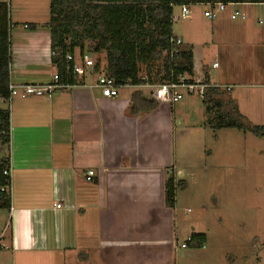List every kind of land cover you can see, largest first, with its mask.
<instances>
[{"label": "crops", "instance_id": "1", "mask_svg": "<svg viewBox=\"0 0 264 264\" xmlns=\"http://www.w3.org/2000/svg\"><path fill=\"white\" fill-rule=\"evenodd\" d=\"M24 25L29 31L20 29L21 35H14L18 49L15 58L11 54L20 73L10 69V82H49L55 73L49 32L31 22L23 23L26 29ZM232 29L243 35L240 27ZM221 51L230 57L236 54L227 45ZM100 57L99 68L76 77L73 87L58 89L50 98L16 96L9 101L7 212L15 219L9 242L21 250L20 264H33L34 259L65 264L74 253L80 264H173L178 249L174 242H179L177 198L175 194L173 208L167 205L165 181L169 170L176 180L174 112L182 114L196 106L190 100L173 108L158 103L148 112L132 113L134 93L151 98L150 89L143 92V85L125 84L116 97H104L94 86L96 73H105ZM30 66L46 76L38 77ZM193 70L197 79L195 65ZM90 75L92 80L87 79ZM200 119L206 126L204 106ZM89 169L94 175L87 180ZM88 240H93L90 249H95L85 253L83 244Z\"/></svg>", "mask_w": 264, "mask_h": 264}, {"label": "rangeland", "instance_id": "2", "mask_svg": "<svg viewBox=\"0 0 264 264\" xmlns=\"http://www.w3.org/2000/svg\"><path fill=\"white\" fill-rule=\"evenodd\" d=\"M49 2L0 0V28L9 38L11 35L10 57L13 52L15 58L18 49L14 35H21L20 29L29 31L23 28V23L44 26L46 33L49 32ZM183 6L189 10L184 19L181 18ZM208 8L214 10L215 6L174 5L172 33L194 50L196 78L231 84L227 94L238 103L245 122L264 125V34L257 22L259 16L264 19L263 8L258 4L240 7L253 10L246 20L230 19L226 15L229 10L209 19L203 15ZM233 27H240L243 35L234 33ZM224 45L236 54L230 57L223 53ZM84 53L89 54L87 46ZM89 55L96 59L95 55ZM214 61L218 66H212ZM15 68L11 61L10 69L18 75L20 72ZM30 69H37L34 73L38 77L46 76L47 72L35 66ZM148 89L141 87L143 92ZM189 100L196 106L193 111L174 112L176 181L186 182V187L176 190V227L179 242L187 239L192 226L197 232H204L207 240L202 247L178 246L173 264H264V138L249 130L212 129L202 125L200 95L185 94L176 106ZM9 107V101L0 98V109ZM8 154L7 146L0 142V157ZM12 228H15L12 214L0 209V264H20L17 253L21 250L12 248L9 242ZM83 245L87 249L83 250L85 253L95 249H90L93 240ZM65 262L80 264L75 253L65 258ZM33 264H46V261L34 259Z\"/></svg>", "mask_w": 264, "mask_h": 264}, {"label": "trees", "instance_id": "3", "mask_svg": "<svg viewBox=\"0 0 264 264\" xmlns=\"http://www.w3.org/2000/svg\"><path fill=\"white\" fill-rule=\"evenodd\" d=\"M264 0H50L47 28L50 36L51 63L60 80L77 83L70 71L71 62L66 54L76 49L95 55L94 67L99 68L104 58V72L117 85L159 84L174 80L178 74L193 76L191 47L182 51L174 49L171 56L162 57V51L172 47V13L174 5L208 4L214 2L259 3ZM34 27V25L32 26ZM177 48V46L175 47ZM10 38L0 28V98L8 100L10 83ZM210 83L208 80H203ZM202 97L204 124L212 129L236 128L249 130L264 138V125H248L234 99L220 88H206ZM157 101L136 91L132 97L134 114L148 112ZM9 109H0V142L9 144ZM9 165L8 156L0 157V209H10V192L1 190L10 186L3 170ZM178 187H185L179 180L174 184L170 174L165 181V200L174 207ZM203 232L190 234L188 246H204Z\"/></svg>", "mask_w": 264, "mask_h": 264}, {"label": "built area", "instance_id": "4", "mask_svg": "<svg viewBox=\"0 0 264 264\" xmlns=\"http://www.w3.org/2000/svg\"><path fill=\"white\" fill-rule=\"evenodd\" d=\"M243 4H255V3H233V2H214L208 3L210 7H214V10L206 9L203 12L204 17L213 19L216 18L217 15L221 12H225L229 10V18L232 20H246L248 14L240 8ZM262 6L264 12V1L256 3ZM189 14V10L183 6L181 8V18H186ZM258 24L262 26L264 29V19L259 17L257 19ZM24 27H29V25H24ZM171 43L173 44L170 49H165L162 51V57L171 56L175 50L182 51L186 47L184 46V42L178 36H175L171 39ZM177 46V48H175ZM51 55H54L51 52ZM66 60L71 62L70 71L75 77H84L88 74L89 71H93L95 61L89 54L85 53H68L66 54ZM217 62H213L212 66L216 67ZM96 81L94 86L100 88L101 94L104 97H116L118 95V89L120 85L115 83V80L108 76L105 73H96ZM77 83H70L69 81H62L59 78V75L55 72L52 76L51 81L46 83H9L8 91L9 98L8 101H11L13 97L21 96V97H46L50 98L54 94V92L58 89H66L75 86ZM143 86H147L150 89V96L152 99L157 101L158 103H166L173 108L177 103L183 100L185 94L189 95H203L206 88L214 86L220 89H225L229 91L231 89L230 85H219L212 83H205L204 81L195 79L190 77L189 75L183 73L178 74L174 80H169L167 82H162L159 84H145ZM173 170H169V173L173 176ZM4 175H8L11 183V166L8 165L7 168L3 170ZM94 175L93 170L89 169L86 172V179L90 180ZM174 178V176H173ZM177 182L174 179V184ZM1 190H7L10 192V186L2 187ZM56 207H60V204H56ZM173 208V207H172ZM189 210V209H188ZM190 240V235L183 242H174V246H180L181 248H185L188 246Z\"/></svg>", "mask_w": 264, "mask_h": 264}]
</instances>
